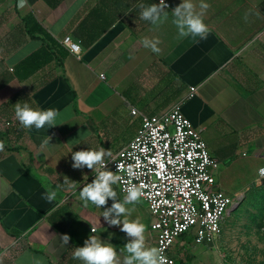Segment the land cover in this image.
Wrapping results in <instances>:
<instances>
[{
	"label": "crops",
	"instance_id": "1",
	"mask_svg": "<svg viewBox=\"0 0 264 264\" xmlns=\"http://www.w3.org/2000/svg\"><path fill=\"white\" fill-rule=\"evenodd\" d=\"M18 2L0 0V264H81L73 251L92 228L123 261L128 238L104 221L103 208L79 198L95 172L73 169L71 152L103 147L115 156L141 126L133 109L160 114L181 101L216 159L215 187L240 198V208L262 186L264 0H193L197 11L201 2L209 5V33L197 42L178 39L172 23L182 0H165L170 14L158 28L139 18L138 5L159 0ZM66 36L80 54L62 43ZM145 37L159 39L160 53L143 47ZM191 87L197 89L189 95ZM17 102L57 109L65 124L26 129L15 117ZM113 188L123 201L126 194ZM53 190L49 203L43 197ZM126 207L156 247L145 201ZM171 255L176 264H253L231 262L218 242L196 244L194 233L178 238Z\"/></svg>",
	"mask_w": 264,
	"mask_h": 264
},
{
	"label": "built area",
	"instance_id": "2",
	"mask_svg": "<svg viewBox=\"0 0 264 264\" xmlns=\"http://www.w3.org/2000/svg\"><path fill=\"white\" fill-rule=\"evenodd\" d=\"M62 43L71 52L81 53L71 36ZM196 89L191 87L189 95ZM132 113L140 115L141 126L107 169L116 172L117 164L122 166L118 185L123 194L131 186L141 189L157 235L156 247L165 249L166 264H176L171 255L176 240L194 233L196 244H214L240 198L215 187L216 159L201 131L183 113L181 101L160 114L137 109ZM259 175L264 178V166Z\"/></svg>",
	"mask_w": 264,
	"mask_h": 264
},
{
	"label": "clouds",
	"instance_id": "3",
	"mask_svg": "<svg viewBox=\"0 0 264 264\" xmlns=\"http://www.w3.org/2000/svg\"><path fill=\"white\" fill-rule=\"evenodd\" d=\"M27 0H19L18 7L26 6ZM139 18L149 22L154 27H159L169 18V12L166 10L169 6L165 0H159V3L145 5L140 3ZM197 5L193 0H182L172 12V23L178 32V39L191 38L193 42L206 39L209 33L208 26L204 22V14L209 8L207 3L199 4L200 11L196 10ZM142 45L146 49H150L154 53H160L158 47L159 39L143 38ZM67 111V110H65ZM14 113L18 122L26 129H35L40 131L47 127L53 128L57 125L63 114L54 108L39 109L33 108L27 102H17L14 105ZM51 137L46 136L43 145H48ZM4 147L0 142V150ZM73 169H84L85 167L95 172V178L91 183L84 185L79 191V198L94 205L97 208H103L102 217L109 226H118L120 231L126 234L128 242L123 246L126 255L123 261L118 256L116 247L111 243L101 240L100 236L95 235V229L82 247H75L73 251V259L81 262V264H166L164 255L165 249L162 247L150 246L147 243V226L137 219H129L131 210L126 207L129 204H136L140 201L143 193L139 187L131 186L126 189V195L123 201L118 200L117 192L113 186L117 185L121 176L118 174L122 166L117 164V171L113 172L107 169L109 161H115L113 153L110 149L103 147L97 149L88 148L71 152ZM69 188L73 187L72 181L67 177L63 182ZM57 192L48 191L44 195V199L49 203L56 200ZM113 203L107 207L108 201ZM122 217H124L122 219ZM64 244H68L71 239L67 234L61 237Z\"/></svg>",
	"mask_w": 264,
	"mask_h": 264
},
{
	"label": "rangeland",
	"instance_id": "4",
	"mask_svg": "<svg viewBox=\"0 0 264 264\" xmlns=\"http://www.w3.org/2000/svg\"><path fill=\"white\" fill-rule=\"evenodd\" d=\"M217 242L231 262L264 264V183L227 217Z\"/></svg>",
	"mask_w": 264,
	"mask_h": 264
},
{
	"label": "water",
	"instance_id": "5",
	"mask_svg": "<svg viewBox=\"0 0 264 264\" xmlns=\"http://www.w3.org/2000/svg\"><path fill=\"white\" fill-rule=\"evenodd\" d=\"M240 202L241 201H239L233 208H232V210L231 211H234V210H236L238 207H239V205H240Z\"/></svg>",
	"mask_w": 264,
	"mask_h": 264
},
{
	"label": "trees",
	"instance_id": "6",
	"mask_svg": "<svg viewBox=\"0 0 264 264\" xmlns=\"http://www.w3.org/2000/svg\"><path fill=\"white\" fill-rule=\"evenodd\" d=\"M184 88V87H183Z\"/></svg>",
	"mask_w": 264,
	"mask_h": 264
}]
</instances>
